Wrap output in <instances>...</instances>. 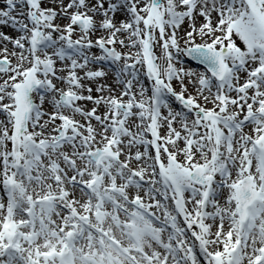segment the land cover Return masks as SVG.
Wrapping results in <instances>:
<instances>
[{
	"label": "snow or ice",
	"instance_id": "1",
	"mask_svg": "<svg viewBox=\"0 0 264 264\" xmlns=\"http://www.w3.org/2000/svg\"><path fill=\"white\" fill-rule=\"evenodd\" d=\"M0 26V264H264V0H0Z\"/></svg>",
	"mask_w": 264,
	"mask_h": 264
},
{
	"label": "bare ground",
	"instance_id": "2",
	"mask_svg": "<svg viewBox=\"0 0 264 264\" xmlns=\"http://www.w3.org/2000/svg\"><path fill=\"white\" fill-rule=\"evenodd\" d=\"M0 31H4L5 33H7L9 36H12V37H15L17 35V33L10 26H0ZM8 47L11 48V46H9V45H8ZM157 54L159 55L158 49H157ZM191 63L198 66V64H196L194 61H192ZM194 65H191V66H194ZM109 82H111V76L109 77ZM177 90H179L178 87H177ZM174 106H176V105H174ZM46 107H47V105H46Z\"/></svg>",
	"mask_w": 264,
	"mask_h": 264
},
{
	"label": "rangeland",
	"instance_id": "3",
	"mask_svg": "<svg viewBox=\"0 0 264 264\" xmlns=\"http://www.w3.org/2000/svg\"><path fill=\"white\" fill-rule=\"evenodd\" d=\"M61 23H64V21H61ZM9 46H11V45L9 44ZM94 51H95V49H94Z\"/></svg>",
	"mask_w": 264,
	"mask_h": 264
}]
</instances>
